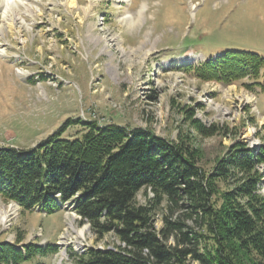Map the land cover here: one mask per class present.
<instances>
[{
	"label": "rangeland",
	"instance_id": "374dc122",
	"mask_svg": "<svg viewBox=\"0 0 264 264\" xmlns=\"http://www.w3.org/2000/svg\"><path fill=\"white\" fill-rule=\"evenodd\" d=\"M64 1H31L30 12L20 8L25 25H3L0 146L29 149L60 129L61 137H80L88 121L145 128L181 146L206 178L220 174L211 203L229 226L240 212L264 217V206L247 194V183L261 176L256 191L264 198V164L249 172L231 164L238 149L256 154L264 144V92L244 87L248 79L224 86L187 70L228 50L264 58V0H77L73 9ZM125 14L134 23H121ZM152 198L149 188L136 194L141 205ZM16 204L0 195V212L8 214L0 243L58 239L64 255L56 264H76L89 249H123L113 232L98 235L72 209L43 214ZM165 213L164 203L156 206V230ZM227 239L239 249V240ZM239 253L245 264L264 263L254 251ZM20 264H53V255Z\"/></svg>",
	"mask_w": 264,
	"mask_h": 264
},
{
	"label": "trees",
	"instance_id": "16d2710c",
	"mask_svg": "<svg viewBox=\"0 0 264 264\" xmlns=\"http://www.w3.org/2000/svg\"><path fill=\"white\" fill-rule=\"evenodd\" d=\"M263 68L260 55L228 50L187 70L200 82L224 86L248 79L252 82L243 83L244 87L257 86L264 92ZM84 125L86 132L80 137H61L60 129L29 149L0 146L1 196L25 210L37 206L46 214L70 201L95 233L113 232L123 244L118 251L89 249L77 257L76 264H245L240 248L264 260L263 215H255L256 210L240 212L229 226L213 208V178L219 173L206 178L181 146L148 129L100 127L95 121ZM237 152L231 164L245 172L264 164V144L256 154ZM260 181L261 176L253 177L247 194L264 206L256 191ZM142 188L153 193L145 205L136 202ZM162 203L166 213L162 228L156 230L154 210ZM227 237L239 240L238 251L227 245ZM19 244L0 243V264H20L57 251L55 243Z\"/></svg>",
	"mask_w": 264,
	"mask_h": 264
},
{
	"label": "bare ground",
	"instance_id": "6f19581e",
	"mask_svg": "<svg viewBox=\"0 0 264 264\" xmlns=\"http://www.w3.org/2000/svg\"><path fill=\"white\" fill-rule=\"evenodd\" d=\"M31 1H38V0H0V5L2 6V10H1L2 24L0 25V35L2 32L3 25H5L8 29H14L16 27V25H18V24H24L25 25V20L21 16L20 8H24L26 10V12H30L32 9L30 6ZM122 1L123 2H130L131 0H122ZM63 4L66 5L68 8H71V9L77 8V0H65ZM142 13H143L142 10H140L139 14H142ZM127 20L134 23V18L131 14H125V15L121 16V18H120L121 23L123 21H127ZM0 55L3 57L7 56V51L5 48L1 47V43H0ZM16 72L19 75H23V76L28 75V72L25 70L17 69ZM250 134H251V132L249 133V135ZM12 208L13 209L9 210L10 214H12L16 210V208H14V207H12ZM7 219H8V214L0 212V222L1 223L6 222ZM85 230H81L79 232V236L82 237L84 235ZM79 246H80V244L76 245V248H79ZM59 255L63 256L64 251L61 250ZM60 262H61V260H60ZM65 263H66V261H65Z\"/></svg>",
	"mask_w": 264,
	"mask_h": 264
},
{
	"label": "crops",
	"instance_id": "0c3cea01",
	"mask_svg": "<svg viewBox=\"0 0 264 264\" xmlns=\"http://www.w3.org/2000/svg\"><path fill=\"white\" fill-rule=\"evenodd\" d=\"M23 243H25V242H23Z\"/></svg>",
	"mask_w": 264,
	"mask_h": 264
}]
</instances>
